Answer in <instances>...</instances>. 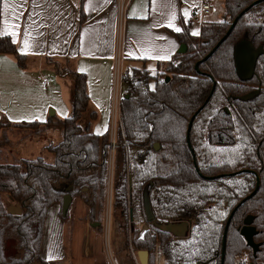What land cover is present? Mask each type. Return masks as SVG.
Wrapping results in <instances>:
<instances>
[{
	"label": "trees",
	"instance_id": "obj_1",
	"mask_svg": "<svg viewBox=\"0 0 264 264\" xmlns=\"http://www.w3.org/2000/svg\"><path fill=\"white\" fill-rule=\"evenodd\" d=\"M255 1L226 0V17L234 21ZM231 24L223 20L204 25L197 36L186 27L178 36L187 51L166 63L162 80L134 69L133 84L122 99L116 149L124 156L125 172L117 161L113 192L133 233L132 247L147 250L150 263L160 249L167 264H221L224 234V264H235L244 249L250 250V264L264 262V0L244 12L227 34ZM244 40L260 49L249 77H241L235 56ZM0 53L13 54L21 67L27 66V56L9 35H0ZM56 67L74 80L72 115L47 122L5 121L7 126L59 129L63 138L47 146L53 162L36 157L0 165V264H53L42 256L45 223L54 203L60 204L63 218L68 215L71 206L63 211L67 194L86 203L91 221L102 222L111 133L90 129L97 115L89 111L87 75ZM200 108L190 131L192 152L188 126ZM258 177V191L235 209L253 193ZM5 195L21 206L20 215L6 209ZM248 215L254 216L255 241L261 243L256 254L240 232ZM172 219L192 221L186 240L175 241L161 227L162 222L176 221ZM141 221L150 226L143 238L137 228Z\"/></svg>",
	"mask_w": 264,
	"mask_h": 264
},
{
	"label": "crops",
	"instance_id": "obj_2",
	"mask_svg": "<svg viewBox=\"0 0 264 264\" xmlns=\"http://www.w3.org/2000/svg\"><path fill=\"white\" fill-rule=\"evenodd\" d=\"M122 1L37 0V5L34 6L33 0H26L21 9L17 7L20 0H7L9 7L5 9V0H0V30L7 21L9 32L16 31V36L8 35L15 41L20 53L24 49L25 34H29V47L23 52L27 56L26 67H21L13 54L0 53V120L12 123L47 122L71 116L74 80L71 76L60 75L57 72L58 65L87 75L89 111H96L97 115L90 129L97 134L108 131L112 133L113 129L109 125L111 108L116 97L121 95L124 98L128 95L129 87L126 85L127 90L123 94L124 83L117 82V70L120 68L132 73L134 69H142L156 75L160 67L178 53L182 44L178 34L186 27L192 35L198 33L194 35L197 36L204 25L227 18L226 0H212L213 9L209 14L201 12L204 0H126L120 8ZM16 16H19L18 20ZM14 23H18L20 27L11 28ZM170 23L172 26H169ZM177 27L181 31H175ZM244 47H251L254 55L245 57L243 54L245 59L240 61L239 54ZM257 53L259 49L250 41L244 40L237 46L235 56L241 77H249L253 73L254 56ZM248 67L250 74H242ZM153 68L156 70H152ZM46 75L50 79L48 82L42 80ZM84 116L86 117L82 122L86 127L88 112ZM119 119L120 115L118 121ZM61 132L53 131L52 134L61 141ZM46 145L43 142L23 143L18 151L21 155L18 160L5 159L0 165L14 164L25 158L42 157L39 156L42 152H48L53 160V153L44 151ZM4 201L9 207L15 204L9 195H5ZM52 206L60 214V204L54 203L50 207ZM48 222L47 213L42 243V256L45 260L53 264H109L110 261L111 264H124L116 260V257L127 252L122 245H118L116 256L113 247L110 248V259L106 246L102 245L98 249L97 244L92 243L93 237L100 236L103 227L97 228L91 220L90 228L94 230V236L90 230L84 239L78 232L79 239L75 238L76 234L73 237L70 235L69 250L63 221L58 233L55 232L59 247L57 250H49L46 241ZM115 226L114 237L119 244L120 227ZM98 250L106 257L100 258ZM139 261L142 264L140 256Z\"/></svg>",
	"mask_w": 264,
	"mask_h": 264
},
{
	"label": "rangeland",
	"instance_id": "obj_3",
	"mask_svg": "<svg viewBox=\"0 0 264 264\" xmlns=\"http://www.w3.org/2000/svg\"><path fill=\"white\" fill-rule=\"evenodd\" d=\"M250 48H245V47L242 48V53L239 54L240 61H243L245 59L243 57V54L245 55V57H248L250 54L254 55V51L251 50ZM165 69H166V63L160 67V70L157 72L156 76L158 75L162 77L161 75H164ZM152 70H156V68H153ZM131 74L133 76V72ZM242 74H245V75L250 74V68L248 67L247 69H245ZM42 80L43 81L46 80L47 82L50 81L47 75L43 77ZM131 84H133V81ZM155 84H156L155 81H152V80L150 81V86H153V85L155 86ZM130 88H131V85H129L128 87V91H127L128 93H129ZM126 90H127V87H126V84H124L123 94H125ZM85 117L86 116H84L83 119H85ZM2 123H3L2 128L0 129V151H1L0 161L1 160L3 161L0 163H4L5 159L11 160L12 158H14L11 161L18 160V158L21 156L19 155L18 151L23 143H27V142L46 143L47 145L44 150L46 151L48 150L47 146L49 143L55 145V144H58L60 141L58 136L55 137L52 134L53 131H60L59 129L46 128L45 126H42V125L31 126V127L7 126L5 121H2ZM112 123H113V108H111L110 119H109L110 128H112ZM120 125H121V118L118 121L117 130L119 129ZM117 134L119 135L118 131H117ZM112 135H113V132L111 133V141H112ZM123 142H125V140H123ZM116 145H118L117 141H116L115 147H112L111 150L109 151L110 155H109L108 176H107V194L105 198V203H104L105 206L103 210L104 213L102 215V219H101L102 222H101L100 229L102 227L103 228H102V232L100 236L98 235V238L93 237L92 243H95V245L97 244L98 249L102 245L106 246L107 256L109 258L111 257L110 248L113 247L114 253L116 256V250L122 245V248L126 249L127 252H124L122 256L119 258L116 257V260L122 261L124 264H140L138 250L134 249L131 244L133 233L130 231V228L127 230L126 225H125L126 219L124 218L123 211H122L123 205L118 203L117 199L114 197L113 179L115 178V169H117L116 163L117 161L122 162V163L123 161H125V159L123 160V157H124L123 154H120L119 149H116ZM15 152H17V154H15ZM39 156H42L46 161H49V162L54 161V159L52 160L51 155L48 152L47 153L42 152L39 154ZM122 163L119 165V170L123 174L125 172V166H124L125 164L124 163L122 164ZM53 207L55 206L50 207L48 210L49 222L47 223V228H46L47 230L46 241L50 247L49 250H57L59 247L58 242L56 241L55 232L58 233L59 226L60 225L62 226L63 221L66 226L65 240L67 241V250H69V236L70 235H72L73 237L76 234L77 236L75 238L79 239L78 238L79 237L78 233H79L82 239H84V236L87 235L88 231L90 230V232L92 233V236H94L93 234L94 230H91L90 220L87 216L88 206L80 197H75V199L72 201L68 215L64 218L56 210H54ZM172 220H176V219H172ZM59 221H61V224ZM115 225H119L120 227L119 228L120 235L118 236V238H120L121 241L119 242V244L116 243L115 241L116 238L114 237L115 227H116ZM144 225L148 226V224L145 223L144 221L137 223V228L139 232L142 231ZM179 225H183L184 229L177 230L176 228ZM192 226H193L192 221L188 219H181L177 221H165L161 223V227L163 229L170 230L173 236L184 238V240H186L190 236V231H191ZM69 230H71V232ZM110 230L112 233L111 235H110ZM99 253H100L99 254L100 258L106 257V255L102 254L101 251H99ZM154 254L155 256L152 260V263L149 262V264H167V260L164 257L160 249H157L154 252ZM250 255L251 253L249 249H244V250L239 251V253L235 256L236 257L235 264H238L240 261H245L248 264H250L251 263ZM109 264H111V261ZM258 264H264V262L259 261Z\"/></svg>",
	"mask_w": 264,
	"mask_h": 264
},
{
	"label": "water",
	"instance_id": "obj_4",
	"mask_svg": "<svg viewBox=\"0 0 264 264\" xmlns=\"http://www.w3.org/2000/svg\"><path fill=\"white\" fill-rule=\"evenodd\" d=\"M261 0H257L255 2L252 3V5L256 4L257 2H259ZM252 5L248 6L247 8H245L242 13L232 22L227 34H229L233 28L235 27V24L237 23L238 21V18H240V16L246 12ZM226 38V35L221 39L220 42L217 43V45L203 58L201 59V61H205L207 60L215 51L216 49L219 47L220 43ZM260 50V49H259ZM187 51V45L186 44H181L179 50H178V53H185ZM258 55V53H257ZM256 55V56H257ZM256 56H254V58H256ZM199 68V63L196 64V69ZM166 80H169V77H167ZM216 82V80H214ZM215 88V86H214ZM214 88L212 90V92L214 91ZM201 110V108L195 113V115L193 116V118L191 119V121L189 122V126H188V132H187V142H188V145L191 149L192 152L193 151V148L191 146V142H190V131H191V128H192V124H193V120L194 118L196 117V115L198 114V112ZM155 148L156 150H159L160 149V144L159 143H156L155 144ZM194 155V163H195V167L197 168V163H196V159H195V154ZM198 169V168H197ZM260 187V179L258 177L257 179V186L255 188V190L253 191L252 194H250L249 196H247L246 198H244L241 203L235 208L237 209L242 203H244L248 198H250L254 193H256L258 191ZM71 202H72V197L70 194H67L64 198V205H63V211L64 213L67 212V210L69 209L70 205H71ZM5 203V206H6V209L12 213V214H17V215H20L22 213V208L19 204L15 203V204H12L10 207L6 204V202L4 201ZM9 207V208H8ZM235 210L232 212V214L230 215L229 219H228V223H227V226L229 224V222L231 221V218L234 214ZM253 221H254V216L253 215H248L245 220H244V225L243 227L241 228L240 232H241V235L245 238L246 240V243L249 247L252 248L254 254H256L259 250H260V245L261 243L259 242H256L255 241V236L257 234V229H256V226L253 224ZM148 229V226L147 225H144L142 231L140 232V235L143 236L145 234V232L147 231ZM177 230H183V225H179L177 228ZM223 247H222V259H221V264H224L225 262V256H226V234H224V239H223ZM139 256H140V260H141V263L142 264H149V252L147 250H140L139 251Z\"/></svg>",
	"mask_w": 264,
	"mask_h": 264
},
{
	"label": "built area",
	"instance_id": "obj_5",
	"mask_svg": "<svg viewBox=\"0 0 264 264\" xmlns=\"http://www.w3.org/2000/svg\"><path fill=\"white\" fill-rule=\"evenodd\" d=\"M124 1L123 0L120 4V8H122V6H124ZM213 9V4H212V0H204L203 4L201 6V12L203 14H209ZM226 21L228 23L232 22V18L231 17H227ZM116 79L118 83H124L126 85H131L133 78H132V74L128 71V70H124V69H118L116 72ZM162 80V77H159V81ZM122 96L119 95V97L115 99L114 103H113V123H112V147H115L116 141H117V128H118V116L120 115V107H121V102H122ZM238 264H248L245 261H240Z\"/></svg>",
	"mask_w": 264,
	"mask_h": 264
},
{
	"label": "snow or ice",
	"instance_id": "obj_6",
	"mask_svg": "<svg viewBox=\"0 0 264 264\" xmlns=\"http://www.w3.org/2000/svg\"><path fill=\"white\" fill-rule=\"evenodd\" d=\"M105 2H110V0H105ZM24 3H26V0H20V3H19V5H17V7L22 9ZM33 4H34V6H36L37 5V0H33ZM8 7H9V4L7 3V0H5L4 8L7 9ZM187 14H188L187 10H185V16H187ZM16 19L18 20L19 16H16ZM4 24H5V27L2 30H0V35H8V34H10L13 37L17 35L16 31L9 32V26H8V22L7 21H5ZM169 26H172L171 23L169 24ZM19 27H20V25L18 23H14V24L11 25V28H13V29H18ZM175 31L179 32V31H181V29L177 27V28H175ZM193 34L196 35L198 33H193ZM28 35H29L28 33L25 34L24 49H27L29 47ZM24 49L21 50L22 54L24 52ZM151 87L154 89L155 86L153 85ZM213 151H224V150L223 149H219V150L213 149ZM49 259H51V256L49 257Z\"/></svg>",
	"mask_w": 264,
	"mask_h": 264
},
{
	"label": "flooded vegetation",
	"instance_id": "obj_7",
	"mask_svg": "<svg viewBox=\"0 0 264 264\" xmlns=\"http://www.w3.org/2000/svg\"><path fill=\"white\" fill-rule=\"evenodd\" d=\"M179 220H181V219H179ZM177 221V220H176ZM91 223H93V224H95V226H97V228H100V226H101V222L100 221H95V222H93V221H91ZM148 224V223H147ZM150 230V226H149V224H148V229H147V231H149ZM131 231V230H130ZM147 231L145 232V234L147 233ZM132 232V231H131ZM145 234L143 235V236H141L140 235V232H139V234H138V236L139 237H141V238H143V237H145ZM173 235V234H172ZM174 237V240L175 241H181V240H184V238H179V237H175V236H173Z\"/></svg>",
	"mask_w": 264,
	"mask_h": 264
}]
</instances>
